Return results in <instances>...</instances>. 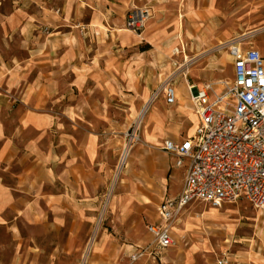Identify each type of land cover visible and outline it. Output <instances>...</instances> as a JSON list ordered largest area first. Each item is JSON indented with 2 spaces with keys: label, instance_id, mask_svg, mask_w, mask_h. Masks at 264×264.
<instances>
[{
  "label": "rangeland",
  "instance_id": "1",
  "mask_svg": "<svg viewBox=\"0 0 264 264\" xmlns=\"http://www.w3.org/2000/svg\"><path fill=\"white\" fill-rule=\"evenodd\" d=\"M162 2L0 0L3 70L13 64V73L22 72L29 83L42 73L45 89L53 87L36 107L22 100L24 81L12 92L9 77L0 80L10 104L0 108V133L13 136L19 120L28 117L18 151H24L23 143L34 150L37 142L44 155L40 168L31 165L33 158L21 159V153L0 161L2 263L16 249L22 264H134L131 245H151L146 225L157 221L156 205L164 187L167 194L170 189L160 147L164 133L174 128L186 135L196 121L175 113L177 104L166 105L162 89L177 78L222 83L232 76L227 44L181 42L179 4L172 0L167 10L161 5L155 15L153 7ZM133 8L150 11L140 33L124 26ZM259 24L234 37L264 44ZM174 86L178 104H190L182 86ZM155 103L162 104L165 117L150 121ZM40 117L44 125L36 128L31 121ZM133 130L139 138L122 163L127 133ZM52 148L59 150L56 171V160L48 158ZM146 157L157 168L150 174L144 171ZM69 160L77 171L72 183L65 173ZM172 171L176 177L181 172ZM172 187H178L175 180ZM173 233L174 244L159 255L163 264L256 263L252 255H264V213L246 200L219 207L190 203Z\"/></svg>",
  "mask_w": 264,
  "mask_h": 264
},
{
  "label": "built area",
  "instance_id": "2",
  "mask_svg": "<svg viewBox=\"0 0 264 264\" xmlns=\"http://www.w3.org/2000/svg\"><path fill=\"white\" fill-rule=\"evenodd\" d=\"M149 16L148 8L130 9L124 26L140 33ZM227 46L232 58L230 80L188 85L191 108L198 118L194 131L180 140L165 139L160 146L174 167L184 168L182 186L175 197L164 198L158 205L157 222L146 225L151 245L138 247L130 255L132 261L150 247L157 254L171 247L174 224L190 203L219 207L246 200L264 212V58L258 49L243 48L241 41ZM162 90L166 102L173 104L174 85L169 82ZM127 137L122 163L125 150L129 153L139 138L136 130Z\"/></svg>",
  "mask_w": 264,
  "mask_h": 264
},
{
  "label": "crops",
  "instance_id": "3",
  "mask_svg": "<svg viewBox=\"0 0 264 264\" xmlns=\"http://www.w3.org/2000/svg\"><path fill=\"white\" fill-rule=\"evenodd\" d=\"M157 1V0H155ZM172 0H164L161 4H155L156 6L154 8V13L157 15L158 10L163 6L167 10V8L172 5ZM179 4L180 9V16L177 21L176 27L179 31V36L182 40H185L187 42L188 40H193L194 42H201L206 43L210 45V43L215 42L216 45H226L229 42L232 41H239L237 38L234 37V35L238 32H251V24L253 22L258 21L260 24L259 32H260V40H264V0H176V3ZM162 5V6H161ZM257 10V12H256ZM167 15V12L165 11L164 16ZM258 15V18L253 20V16ZM261 44V45H260ZM259 46H257V42H253V44H247V42H242L243 48L248 47H259V51L261 55L264 58V44L260 43ZM248 46V47H247ZM68 59V58H67ZM24 63H29V60H26ZM3 61H0V80L4 77H9L10 79V86L8 87L10 91H14L15 87H17V82H25L23 86H19L20 91H22V100L25 104L29 105H35L38 107L39 104H42L45 95H52L53 92H51L53 87L50 89H45L43 86L42 80L44 78V75L41 73L36 78L35 81L29 83L27 76L24 74L22 75V72H19V75L13 73V64H10V67L8 70L6 67L5 72L3 70L4 65ZM58 73V72H57ZM186 76V75H185ZM54 76H50L49 78H52ZM20 82V83H21ZM172 82V81H170ZM179 86H182V89L185 91L186 96L189 99L188 95V85L195 84L198 87H201L204 83H198V82H190L187 77L183 80L182 78H177L174 80V84ZM181 83V84H180ZM175 87V86H174ZM52 89V90H51ZM176 91V89H175ZM0 108L2 109V106L7 107L9 102L2 96V93L0 91ZM177 97V95H176ZM190 101V100H189ZM166 105H174L177 104V108L174 111L175 113H180L181 115L185 116L186 119H188L191 122V119H196L195 124H193L192 132L182 135L181 133H178L174 128L168 129L164 134L166 135L165 139H171V140H180L183 137L190 136L194 128L198 122V118L196 113L191 108V104H186L183 106H180L177 101H175L173 104H168L165 101ZM10 105V104H9ZM161 103H155V105L152 108V113L149 117L150 121L158 119L160 117H165V115L161 112ZM181 118L180 116H178ZM177 117V119H178ZM28 117L25 119H20L19 122L16 125V130H18L17 133H15L13 136L7 137L3 136L0 133V161H5L7 159H11L13 157L20 158L21 159H29L33 158L34 163L33 165L35 168L39 167L41 159H43L44 155L40 153L41 147L38 146V143H35V149L33 150L32 144L29 146L28 143L25 147L21 146V148L24 149V151H18L19 147V141L22 140L24 129L28 126ZM47 125L49 124V120ZM44 118H34L31 123L35 125V127H42L44 125ZM51 123V122H50ZM41 125V126H39ZM161 131V130H160ZM149 138H153V135L147 136ZM147 139V138H146ZM164 139V140H165ZM18 140V141H17ZM163 140V141H164ZM163 143V142H162ZM162 145V144H161ZM31 147V148H30ZM48 158L52 160H56V164L52 165V169L56 171L55 168L59 167L60 164H58L59 160V154L57 153L59 150H54L53 148L51 150H48ZM57 151V152H56ZM69 156L72 158H75L74 151L72 152L69 149ZM165 154V153H164ZM165 160L166 163V178L169 179L170 183V189L169 194L166 193V188L164 187V194L161 196L160 200L158 201L156 208H155V214L158 220V215L156 212V209L158 205L161 203V201L164 198L167 197H175L182 186V181L184 177V168H177L173 166V160L171 157L165 154ZM44 160V159H43ZM41 161V162H40ZM69 167L66 169L67 172V180L68 182H76L75 173L76 171V164L74 161L69 160ZM155 166V169L153 168ZM144 171L146 174H150L151 170H156L155 163L152 162L150 157L145 158L144 162ZM173 169H179L181 170L180 174L177 175V177L173 173ZM153 170V171H154ZM28 175V174H26ZM182 177L181 180H179V177ZM176 181L178 184L177 189L173 190L172 188V182ZM3 186L0 183V188ZM22 187V186H21ZM20 187V188H21ZM76 187V186H75ZM22 189H25L22 187ZM21 189V190H22ZM24 191V190H23ZM174 191V192H173ZM56 200V199H55ZM51 203L54 200H50ZM264 213V212H261ZM157 222V221H156ZM155 223V222H154ZM148 234V233H147ZM149 235V234H148ZM150 236V235H149ZM15 237V236H14ZM172 238L174 240V233L172 234ZM144 246L142 243H136L131 245V250L128 254L130 256L138 247ZM172 247V246H171ZM169 247V248H171ZM19 254L16 249L14 250V254L12 258L8 262L2 263L0 261V264H22L19 260ZM160 254H157L155 252L152 253V247H150L147 252L137 260L132 261L134 264H163L162 257H159ZM159 260V262H156ZM252 260H254L256 263H243V264H264V255L255 256L252 255ZM241 264V263H238Z\"/></svg>",
  "mask_w": 264,
  "mask_h": 264
},
{
  "label": "bare ground",
  "instance_id": "4",
  "mask_svg": "<svg viewBox=\"0 0 264 264\" xmlns=\"http://www.w3.org/2000/svg\"><path fill=\"white\" fill-rule=\"evenodd\" d=\"M218 84H219V82H214V83H213V85H218ZM125 151H126V152L124 153V158H123L124 163H125L126 158L128 157V154H129L127 149H126ZM126 155H127V157H126Z\"/></svg>",
  "mask_w": 264,
  "mask_h": 264
}]
</instances>
